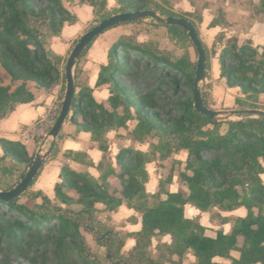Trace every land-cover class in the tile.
Instances as JSON below:
<instances>
[{"label":"trees","instance_id":"trees-1","mask_svg":"<svg viewBox=\"0 0 264 264\" xmlns=\"http://www.w3.org/2000/svg\"><path fill=\"white\" fill-rule=\"evenodd\" d=\"M81 1L95 8L97 23L113 14L141 10L188 19L186 15L169 12L155 0H116L118 7L113 9L107 8V0ZM260 1L264 8V0ZM76 21L77 17L62 0H0V120L18 103L34 100L32 84L51 89L60 81L61 59L47 50V38L60 34L66 23ZM128 24L138 28L112 46L109 63L102 65L99 72L97 85H107L110 91L107 102H98L90 87H82L78 92L79 106L76 107L74 98V113L70 117L77 130L91 133L104 151L99 165L104 167L102 182L89 173L64 165L53 200L29 189L22 197L10 201L0 199L1 214H15L12 222L0 217L5 223L2 233L17 242L19 236L34 227L47 228L58 248L65 252L77 248L84 264L98 262L99 257L91 252L81 230L92 234L98 245L106 247V258L115 264H163L168 257L155 260L147 250L158 233L173 238L174 243L166 246L171 255L182 256L190 251L196 264H224L214 259L228 257L231 251L240 253L237 264H264V180L261 177L264 173V119L218 121L197 111L193 91L198 61H193L189 53L173 58L170 50L152 41L151 35L147 40H139V34L135 33L136 30L144 31V27L148 28L147 32L153 27L164 28L172 33L183 32L192 44L186 30L145 20L118 25ZM197 32L200 36L198 29ZM97 38L88 45L82 57ZM202 43L207 54V80L211 62L209 49ZM118 46L123 48L126 58L136 55L143 59L148 71L161 72L155 90L132 93L122 84L117 77L130 76L131 71L128 63L119 60V55L114 65V51ZM219 60L226 84L242 91L236 98V107L264 110L261 102L264 97V47L254 46L250 40L239 44L236 37H230ZM64 81L66 83V75ZM207 83L202 92L204 104L210 107L211 92ZM164 90H170L177 97L167 111L159 104V94ZM131 120L136 121L134 138L139 141L148 137L156 139L154 147L162 159L173 152L187 151L185 170L180 175L189 189L188 195L182 191L165 192L163 199L161 190L147 195L146 163L152 156L132 147L120 149L117 155L120 169L116 172L107 158L105 134L127 126ZM0 149V189L11 190L14 183L24 177L34 156L20 141L0 138ZM6 158L13 161L15 169L11 174L2 166ZM6 176L12 177L10 182ZM112 176L118 180L116 184L109 181ZM23 199L34 202V207ZM126 202L142 213L143 226L140 231L123 237L114 226L99 220L100 210L96 205L102 203L105 210L115 211ZM187 203L203 211L215 207L225 211L245 207L248 213L232 220L229 233L218 230L213 237L206 234L202 224L185 217ZM129 236L136 239V245L125 255L122 249Z\"/></svg>","mask_w":264,"mask_h":264},{"label":"crops","instance_id":"crops-1","mask_svg":"<svg viewBox=\"0 0 264 264\" xmlns=\"http://www.w3.org/2000/svg\"><path fill=\"white\" fill-rule=\"evenodd\" d=\"M62 2L64 6L77 17V21L73 24L66 23L60 34L50 35L47 38V50L50 53L59 56L61 59V63L59 65L60 81L51 89L38 88L32 84L31 91L34 94V100L29 103H18L15 109L8 116L0 120V138L22 142L27 147L29 154L34 157L38 153L40 144L39 139L31 137L29 131L40 119V117L48 113L51 109H59L60 111L66 92L64 75L68 57L73 48L76 46V42H79L80 38L89 30V28L96 24L95 8L93 6L86 4L81 0H62ZM115 7H118L116 0H107L108 9H113ZM136 28H138V26L133 24L113 26L98 36L88 50L87 54L79 60L76 67L75 83L78 84L75 89L76 94L79 92L80 88L90 87L94 98L98 102H107L110 96L108 86L97 85L101 66L109 63L110 49L112 46L122 36L131 35ZM219 29L221 31V28ZM258 29L264 30V24L254 25V27L250 29V32L245 34L243 38L238 37L240 38L238 41L239 44H243L250 40L254 46L258 45L257 41L260 34ZM103 38H108L110 40L108 41L110 45H105L104 43L101 45L100 43L104 40ZM138 38L139 40H144L140 35ZM225 44L226 43H223L220 45V48H216L218 53L216 54L215 68L219 71L218 79L220 78V82L225 85L228 99H225V97L218 98V96L212 92L210 102V108L219 110H227L236 107V98L242 95L240 88L229 87L226 84V79L222 76L219 57L225 47ZM105 46H108L106 55L103 51ZM6 82L9 83V80L6 79ZM207 82H211V80L208 78ZM225 102L228 104H224ZM135 128L136 121L131 120L127 123V126L110 130L105 134V139L107 140L108 145V151L106 153L107 158L111 161L110 163L115 168L116 172H119L120 169L117 161V155L120 149L123 147H132L152 156L150 161L146 163V170L149 176L147 182L145 183L147 195L156 194L160 190L164 192L162 194L163 199L166 197L165 192L177 193L182 191L188 195L189 189L182 181V178L180 180L174 179L173 172H170L167 175H159L155 172V168H157L159 163L172 159L175 160L178 166L184 165L181 172L184 171L185 164L188 159L187 151L182 150L173 152L165 159H162L160 153L156 151L154 147L157 140L151 137H148L144 141L136 140L133 136ZM54 146L55 148L47 158L34 183L30 186L29 191L36 193L40 192L53 200L55 198V186L61 181V172L64 165H68L77 172L89 173L99 182H102L104 167H100L99 165L104 157V151L100 147V143L92 138L91 133L77 130L76 125L70 120V118H68L64 123ZM0 154H2L1 149ZM3 162L5 165L13 163L10 158H6ZM261 177L264 180V173ZM15 181L14 176V182ZM109 181L113 184L118 182V180L113 176L109 177ZM14 184L16 185L17 182ZM96 207L100 210V221L115 227L111 218L119 220L125 219L126 223H128V228H130L127 233H135L142 229V213L131 207L127 202L115 211L105 210V205L102 203H98ZM215 209L224 212L223 216H221L220 227L216 229V232L218 230H222L224 233H229L231 231L232 220L234 218L244 217L248 213L245 207H238L230 211L221 210L217 207H215L214 210ZM207 212L209 211H203L194 206L192 203H187L185 205V217L199 222L206 227V231L208 228L204 223V219ZM225 226H228V228ZM206 234L212 236L207 232ZM85 235L87 237H93L90 233H85ZM167 235L171 237V235ZM214 236H216V234ZM127 240L131 241L133 249L136 245V239L129 236ZM169 244H171V242H169Z\"/></svg>","mask_w":264,"mask_h":264},{"label":"rangeland","instance_id":"rangeland-1","mask_svg":"<svg viewBox=\"0 0 264 264\" xmlns=\"http://www.w3.org/2000/svg\"><path fill=\"white\" fill-rule=\"evenodd\" d=\"M158 5L165 8L169 12L179 15H186L188 19L193 21L199 30L200 37L206 46L209 48L210 62L211 66L209 68V75L207 79L211 82L207 83L204 79L201 83V88L204 89L206 83L209 84V91L214 93L218 98L228 99L226 95V89L224 83L220 82L218 79L219 71L216 70V54L223 43H227L230 37H236L239 41L243 38L245 34L250 32V29L254 25L264 24V8L261 6L260 0H155ZM96 16V13H95ZM151 20V19H150ZM97 17L95 19V23ZM151 22V21H146ZM98 24V23H97ZM149 26V23L147 24ZM144 31L136 30L142 36L143 39L147 40L149 35H151L152 41L155 42L160 47L170 50L171 56L176 58L185 53H189L193 61H198V53L195 47L191 44L190 40L187 38L186 34L183 32L172 33L165 30L164 28L153 27L151 32H147V27ZM221 28V31L220 29ZM259 30V29H258ZM260 34L258 36V45L264 47V30H259ZM230 36V37H228ZM240 37V38H238ZM227 38V39H226ZM102 42L106 45H110L108 38H103ZM242 40V39H241ZM226 45V44H225ZM105 55L108 51V46H105L103 50ZM119 60L121 62H126L130 66V76H119L117 77L122 84L126 85L132 93L144 94L155 90L158 87V77L161 72L152 73L148 71L145 67V62L138 56L133 55L131 58H126V53L123 48L118 46L114 51V65L117 64ZM183 92V90H182ZM177 100L172 92L169 90L163 91L159 94V104L163 106L165 110H169L173 102ZM80 96L77 93L75 97L76 107L79 106ZM227 102V101H226ZM224 104H228V103ZM264 103V97L261 99ZM219 106V105H218ZM231 109H240L234 107ZM175 114V113H174ZM164 118H167L164 116ZM240 116H234L232 120H238ZM40 144V141H39ZM1 161V160H0ZM3 168L6 172L11 174V170H14L13 163H2ZM184 165L178 166L174 159L161 162L158 164L156 171L157 174L167 175L173 172L174 179H181V169ZM18 171V170H16ZM16 172L15 174H18ZM8 177V182L12 179L11 176ZM5 177V178H6ZM6 180V179H5ZM14 180V179H13ZM30 207H34V202L29 199H23ZM40 201V200H39ZM2 211V208H0ZM224 212L219 211L214 208L210 209L206 213L204 223L207 225V233L214 236L216 234V229L220 227L221 216ZM14 213L7 212L1 214L0 217L6 221H14ZM234 217V216H232ZM111 221L115 225V229L120 232V234L125 237L128 230V223L125 219H113ZM47 226V225H46ZM5 223L0 220V264H84L79 256V251L77 248H73L67 252L58 248L56 242L52 238L47 228L34 227L27 231L24 236H19L17 242L11 240V238L5 237L2 233ZM51 227L52 224H51ZM228 228V226H225ZM85 236L92 253L99 257L98 262L92 264H115L112 260L106 258L107 248L98 245L94 236L87 237L84 230H81ZM128 238V237H127ZM127 240V239H126ZM171 242V244H169ZM174 243L173 238L167 234L158 233L152 238V242L148 245L147 250L151 257L155 260H159L161 257H168L163 264H196V258L191 254L190 251L186 252L182 256L178 254L171 255L169 253L167 245H172ZM132 249V243L130 240L125 242L123 246L122 253L128 255ZM240 257L238 251H231L228 257H216L214 261L224 263V264H237L236 260Z\"/></svg>","mask_w":264,"mask_h":264},{"label":"water","instance_id":"water-1","mask_svg":"<svg viewBox=\"0 0 264 264\" xmlns=\"http://www.w3.org/2000/svg\"><path fill=\"white\" fill-rule=\"evenodd\" d=\"M151 19V20H150ZM135 20L155 21L164 25H175L180 26L186 30L189 34L190 39L198 53V66L196 80L194 84L193 98L194 107L197 111L209 116L212 119L218 121L232 120L234 116H240L238 120L244 118H260L264 119V110L262 109H227L219 110L207 107L204 104L203 92L201 83L205 79L206 65H207V54L203 46L202 40L198 35L197 29L194 24L185 18L176 16H165L153 10H141L135 12L117 13L113 14L107 19L99 22L94 27L89 29L79 40L76 46L70 53L66 67V92L65 96L55 123L50 129L47 141L48 147L44 150V143L40 144L37 155L34 157L33 163L25 173L24 177L11 189L1 190L0 199L4 201H10L19 197H22L28 192V189L34 182L35 178L40 173L44 163L46 162L49 155L52 153L54 144L59 136V133L68 118L74 113L73 103L75 98V70L81 59L85 49L88 45L105 30L116 26L121 23L132 22Z\"/></svg>","mask_w":264,"mask_h":264},{"label":"built area","instance_id":"built-area-1","mask_svg":"<svg viewBox=\"0 0 264 264\" xmlns=\"http://www.w3.org/2000/svg\"><path fill=\"white\" fill-rule=\"evenodd\" d=\"M59 109H51L48 113L42 115L40 119L30 129L29 134L31 137L38 138L40 144L44 143V150L48 147L47 136L53 124L58 117Z\"/></svg>","mask_w":264,"mask_h":264}]
</instances>
